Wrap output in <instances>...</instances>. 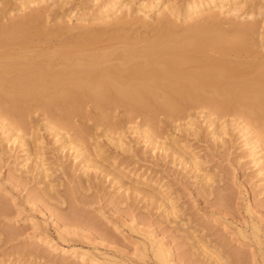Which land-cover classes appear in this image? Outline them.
Listing matches in <instances>:
<instances>
[{"label":"rangeland","instance_id":"rangeland-1","mask_svg":"<svg viewBox=\"0 0 264 264\" xmlns=\"http://www.w3.org/2000/svg\"><path fill=\"white\" fill-rule=\"evenodd\" d=\"M1 1L3 0H0V27L10 25L12 20L16 21L26 13L20 10L17 0H10V5L5 7ZM70 1V4L61 8L56 6L46 13L42 25L49 31H60L65 27L72 28V32H64L62 35L60 33V36L58 33L56 37L53 35L54 39L51 37L46 43L35 41L30 53L53 52L59 44L62 45L77 36L80 31L78 27L95 28L108 25L92 24L89 20L82 23L81 20L94 14L97 7L106 0ZM189 1L173 0L178 6ZM157 14L158 11L149 13L153 16L151 27L135 24L121 32L127 37L136 36L143 40L155 38L163 32V28L155 26L158 20L154 15ZM134 17L131 16V19ZM172 20L176 30L164 31L172 33L171 35L183 34L189 21ZM234 20L241 22L240 24L257 23L261 34L251 38L255 47L250 60L262 58L264 10L260 14L258 11L252 15L246 13ZM227 25L222 24L224 29L229 27ZM109 29L110 26L107 30ZM85 110L89 118L74 117L72 123L75 130L61 132L67 138L85 136V146L92 153V159L101 162L100 157L103 155L111 158V162L103 159V163L98 164L102 170H83L84 164L80 165V160L74 159L77 154L74 144L71 145L72 148H63L52 131L45 129L44 124H47L48 117L43 110H36L37 112L31 113L32 116L30 114L27 117L28 124L31 123L29 125L32 126H28L30 132L36 136L39 134V140L35 141L32 135L26 136L29 141L31 139L30 143L33 140L29 144V149L33 150L30 160L36 159L40 156L38 152H41L43 157L38 161L43 168L38 169L39 163L36 160L25 162L27 155L20 143L7 139L8 135L5 136L0 129V264H161L148 248V234L155 235L157 240L171 247V264H215L205 253L206 250L220 252L228 259V264H264V245H259L252 236L253 226L260 228V236L264 235V181L260 180L262 174L259 167L254 164L252 156H248L237 129H230L227 135L222 134L219 139L218 136L213 137V128L209 127L208 119L202 117L196 119L199 126L196 132L189 133L190 130L185 128L176 129L173 125L175 123L162 112L156 114L155 122L149 123L144 115H131V119L130 113L120 107L110 112L106 124L94 104L89 103ZM7 122L9 123L8 120L5 121ZM109 124L120 126L115 132L116 135H112L116 141L122 137L123 140L120 141L122 146L126 145L123 146L124 149L118 145L119 141H111L106 136L110 133L106 130ZM83 127L90 129L92 137L87 138ZM147 131L153 136L157 135L160 144L165 142L163 147L167 149L160 144L158 148L150 144L143 134H147ZM175 139L181 141L179 144L182 147L185 145L190 158L198 159L197 163V160L194 161L195 166H192L193 162L189 157L186 159L191 164L179 155L181 146L177 145ZM174 143L177 144L174 146ZM94 147H101L105 154H98ZM160 147L170 151L165 152ZM85 170L88 173H84ZM118 170L126 174L125 185H128L124 188L120 187L122 184L115 178L114 173H118ZM110 171L114 176L108 173ZM44 175H48V178ZM82 180L87 188L80 182ZM139 180L144 184H137ZM149 183L153 185L150 186ZM48 185L53 191L49 192ZM136 187L142 194L134 191L133 188ZM161 191L165 192V198L168 196L169 202L167 200L158 203L153 200L151 196ZM125 195L128 199L124 198ZM148 197L152 199L149 201ZM117 199L121 200V204ZM122 200L126 201L122 203ZM168 208H172L171 212ZM68 214L74 215L76 221L63 223L59 217ZM196 241L207 249L203 250ZM51 245H55L56 249ZM74 249L87 252L89 258L79 260L70 254L63 255V250L71 252ZM190 251H193L191 256ZM27 253L32 256L25 257Z\"/></svg>","mask_w":264,"mask_h":264},{"label":"bare ground","instance_id":"bare-ground-1","mask_svg":"<svg viewBox=\"0 0 264 264\" xmlns=\"http://www.w3.org/2000/svg\"><path fill=\"white\" fill-rule=\"evenodd\" d=\"M17 1H19L20 10L26 13L24 12L25 14L16 21L12 20L10 25L0 27V129L5 136L8 135L7 139L20 143L27 155L26 159L24 158L25 162L36 160V163H39V165L36 164L38 169L42 167V163L39 162L43 157L41 152H38L40 156L33 159L34 161L30 160L33 150L29 149V144H32L33 140L30 143L31 139L29 141L26 138L32 135L35 141L39 140V134L36 136L30 132L28 126H31L29 125L31 123L28 124L27 121L29 120L27 117L39 109L43 110L48 118L51 117L48 122L49 119L45 116L48 120L47 124H44L45 129L52 131L61 146L66 148L74 144L73 147L77 153L74 159L80 160V165L84 164L83 170L84 168L101 169L98 164L103 163V159L105 162H111V158L108 156L106 158V155H103L105 158L100 157L101 162L98 159H92V153L85 146L87 143L85 136V138L82 135L67 138L61 132L74 129L72 123L74 117L89 116L85 108L92 103L100 110L102 121L105 119L104 123L110 117L111 111L122 107L130 113V118L131 115H144L146 122L149 121V123L156 121L157 113H165L175 123L171 122L176 129L185 128L187 131L190 130L189 133L196 132V128L199 127L196 119L202 117L205 120L208 119L209 127L213 128L214 131L211 133L214 132V136H212H218L219 139L222 134L227 135L230 129H237L238 134H241L239 137L243 139V146L247 148L248 156H252L254 164L259 167L258 170L262 174L260 180L264 181V56L256 61L250 60L255 47L251 43V38L261 32L257 23L240 24L241 22H238V24L234 20L246 13L252 15L258 11L260 14L264 10V0H190L181 6L176 5L173 0H149V2L147 0H106L97 7L94 14L83 17L81 20L82 23L89 20L92 24L108 23V25L88 27L89 29L84 26L78 27L80 31L77 36L71 39L69 37V41L59 44L53 52L50 51L51 53L38 54L29 52L35 41L46 43L53 38V35L56 37L58 33L60 36V33L62 35L64 32H72V28L65 27L62 30L59 29L60 31H49L42 25V19L46 13L56 6L61 8L65 4L68 5L70 0ZM3 2L4 7L7 4L10 5V0L7 2L3 0ZM153 11H158V14L154 15L158 21L154 25L163 28V32H158L160 34L153 37L154 39L127 37L122 33L123 31L121 32L135 24L151 27L153 16L149 13ZM240 13L242 14L239 15ZM131 16H135L134 19H131ZM172 18L189 21L183 34L171 35L172 33L164 31V29H169V32L170 29L176 30ZM110 21H112L111 24ZM227 23L230 29L223 28L222 24L225 26ZM109 26L110 29L107 30ZM262 32L264 36V31ZM6 120L9 123H5ZM119 127L108 125L106 130L110 133L106 136L111 141L115 140L112 133L116 135L115 132L119 130ZM82 130L88 135L87 138L92 137L90 129L83 127ZM143 134L155 147L160 144L157 135L153 136L148 131L147 134ZM162 136L160 134V137ZM121 138L117 139L119 146H122ZM219 139L215 140L219 141ZM180 142L176 144L180 145ZM164 143L160 145L163 147ZM176 144L174 143V146ZM123 146L126 147L124 144ZM183 146L180 147L181 153L178 154L186 159L189 153L185 145ZM163 148H161L163 151L167 149ZM94 149L98 154H105L101 147H94ZM189 160L193 162L192 166L193 164L195 166L194 161L198 162V159L193 160V157H189ZM191 161L187 163L191 164ZM43 163L45 165L44 161ZM87 170L84 173H88ZM120 171L118 170V173L115 171L114 174L122 184L120 187L124 188L128 185H125L127 178L126 174ZM108 173H106L107 176ZM45 177L48 178V175ZM137 182H139L137 184H144L141 180ZM84 183L82 185L85 186ZM149 185L153 184L149 183ZM49 186V192L53 191ZM77 187L80 189V186ZM208 187L206 186L207 189ZM133 189L141 193L137 187ZM164 194L165 192L161 191L151 197L158 203L159 201L164 203L167 200L169 202L168 196L166 195V199ZM124 198L128 199L126 195ZM152 198H149V201ZM123 200L122 203L126 201ZM119 201L117 199V202ZM73 216L68 214L59 218L63 220V223L64 221L73 223L76 221L74 220L76 217ZM78 219L81 218L78 217ZM253 227L252 236L256 238L259 245H264V235H259L260 228ZM154 236L148 234V241H146L148 248L158 262L171 264V247ZM197 244L200 243L197 242ZM51 246L56 249L55 245ZM204 247L205 249L202 247L203 250H206L205 245ZM211 251L204 252L214 260L215 264H228V259L220 252ZM62 252L63 255L70 254L71 257L79 260L89 258L87 252L79 249ZM192 252L190 251V256ZM187 253H185L186 257H188ZM31 256V253H27L25 257Z\"/></svg>","mask_w":264,"mask_h":264}]
</instances>
